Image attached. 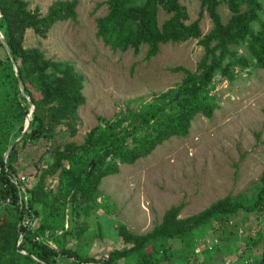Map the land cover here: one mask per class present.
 Instances as JSON below:
<instances>
[{"label":"trees","instance_id":"1","mask_svg":"<svg viewBox=\"0 0 264 264\" xmlns=\"http://www.w3.org/2000/svg\"><path fill=\"white\" fill-rule=\"evenodd\" d=\"M197 1L212 22L211 30L198 42L203 56L197 71L172 68L183 74L175 88L152 93L148 102L135 109L129 101L110 119L99 117L78 145L57 139L55 130L62 125L68 137L75 136L77 112L86 102L82 76L70 61L49 60L38 49L22 47L26 30L45 38L55 24L75 22L78 0H55L43 15L30 11L23 0H0V31L10 52L0 43L5 52L0 57V205L9 200L0 213V264H58L60 257L75 264H116L133 255L135 264H160L157 250L167 253L175 242L182 243L213 221L239 211H264L263 170L251 203L226 195L186 218L179 217L184 207L180 203L165 210L161 221L145 234L117 226V237L128 247L111 251L106 259H95L66 245L74 235L102 239L99 230L97 236L89 233L90 216L103 207L97 203L102 178L118 174L121 165L147 157L172 137H185L197 115L212 117L219 108L211 94L216 74L232 80L231 70L236 67L252 64L264 70V18L259 17L264 0H226L231 12L226 23L217 11L218 0ZM105 5L106 14L96 19V35L113 51L136 52L145 46V59L150 60L159 54L162 43L201 37L198 20L186 23L187 14L178 0H106ZM160 7L170 14L161 27ZM253 23L259 24L256 32ZM239 46L246 56L238 53ZM31 107L29 126L23 132ZM12 135L19 137L17 144L10 143ZM42 139L51 143V162L44 168L39 163L33 166L34 185L25 188L28 197L24 200L8 174H18L22 149ZM56 175V190L47 189L46 179ZM70 203L76 222L72 230L67 223ZM25 218L31 225L22 224ZM95 226L99 229L96 221ZM255 264H264V249Z\"/></svg>","mask_w":264,"mask_h":264},{"label":"rangeland","instance_id":"2","mask_svg":"<svg viewBox=\"0 0 264 264\" xmlns=\"http://www.w3.org/2000/svg\"><path fill=\"white\" fill-rule=\"evenodd\" d=\"M23 1L30 11L43 15L55 0ZM105 1L78 0L75 22L55 24L45 38L26 30L22 42L24 49H38L46 59L72 62L82 76L86 102L77 112V132L70 138L64 126L55 130L57 139L78 145L99 117L110 119L129 101L135 109L148 102L152 93L175 88L183 74L172 72V68L182 66L197 71L203 56L198 42L212 28L197 0H178L187 14L186 23L198 20L201 37L162 43L159 54L146 60L145 46L136 52L113 51L97 37L96 19L106 14ZM261 3L259 17L263 19L264 2ZM217 11L223 23L231 17L226 0H218ZM169 16L159 8V27ZM258 27V23H253L252 31ZM236 50L247 55L241 46ZM4 55L0 45V57ZM231 71L232 80L218 74L212 80L211 94L219 108L210 119L197 115L185 137H172L147 157L132 165H121L118 174L102 178L97 203L103 207L94 209L89 218V233L97 236L99 230L102 239L93 241L74 235L67 241L68 247L95 259H106L111 251L128 247L117 237L119 225L135 234H145L161 221L165 210L180 203L184 207L179 217L186 218L226 195L248 203L254 200L264 170V70L251 64ZM18 140L12 135L10 143L17 144ZM50 144L42 139L19 153L18 173L27 177L28 188L34 185L33 166L39 163L44 168L50 164ZM57 181V175L47 178L46 188L56 190ZM3 209L2 203L0 213ZM241 230L243 233L239 234ZM263 249L264 211H239L196 230L182 243L175 242L167 253L157 250L156 258L160 264H255ZM135 260L133 255L116 264H135ZM58 264L75 263L60 257Z\"/></svg>","mask_w":264,"mask_h":264},{"label":"built area","instance_id":"3","mask_svg":"<svg viewBox=\"0 0 264 264\" xmlns=\"http://www.w3.org/2000/svg\"><path fill=\"white\" fill-rule=\"evenodd\" d=\"M8 176H9V179H10L11 183L18 187L20 196H23L24 200H26L27 197H28V194H27L26 189H25V188H28V186H27V183H28L27 177L25 175H22V174H19V173L16 174V175L13 174V173H9ZM30 188H28V189H30ZM8 204H9V200H6L3 203V205H8ZM22 224L24 226H29V225H31V221H30V219L25 218L23 220ZM238 232H239V234L243 233L242 230L238 231ZM20 238H21V236H20ZM214 242L216 243L217 240H214Z\"/></svg>","mask_w":264,"mask_h":264},{"label":"water","instance_id":"4","mask_svg":"<svg viewBox=\"0 0 264 264\" xmlns=\"http://www.w3.org/2000/svg\"><path fill=\"white\" fill-rule=\"evenodd\" d=\"M0 43L5 48L7 54L10 55V52L8 50V47H7V45H6L5 40H4L3 37H0ZM15 74L17 76V70L16 69H15ZM20 89L22 90V85L21 84H20ZM32 110H33V108H32ZM32 110L30 111V113L27 115V117L25 119V125H24L23 132H25L26 129L28 128V126H29V117L31 116ZM10 149H11V147L6 151V153L4 155L5 158L7 157L8 152H9ZM67 223H68L69 230H72V228H73V205H72V203H70L68 205V210H67Z\"/></svg>","mask_w":264,"mask_h":264}]
</instances>
